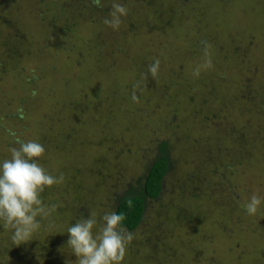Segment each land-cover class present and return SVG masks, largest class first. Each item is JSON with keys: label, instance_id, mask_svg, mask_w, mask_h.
<instances>
[{"label": "rangeland", "instance_id": "1", "mask_svg": "<svg viewBox=\"0 0 264 264\" xmlns=\"http://www.w3.org/2000/svg\"><path fill=\"white\" fill-rule=\"evenodd\" d=\"M113 2L128 9L118 30L104 23ZM101 4L0 0V163L33 140L65 177L28 241L0 221V264H76L68 228L95 213V235L164 142L162 193L122 264H264V0ZM205 44L214 67L195 77Z\"/></svg>", "mask_w": 264, "mask_h": 264}, {"label": "clouds", "instance_id": "2", "mask_svg": "<svg viewBox=\"0 0 264 264\" xmlns=\"http://www.w3.org/2000/svg\"><path fill=\"white\" fill-rule=\"evenodd\" d=\"M92 4L102 7L101 0H92ZM111 9L104 23L113 30H118L128 9L118 2H113ZM208 47L210 46L205 44V59L194 70L195 77H199L201 69L214 67ZM159 65L158 59L149 65L148 72L153 77L157 75ZM10 134L16 136L14 132ZM15 144L18 147L10 149V158L0 163V221L5 229L12 230V242L22 244L40 230L41 220L48 218L56 210L55 204L49 206L43 203L41 194L46 188L62 184L65 177L63 173L58 177L54 176L41 166L39 159L45 153L41 143L16 137ZM261 203L262 198L253 194L242 207L247 215L254 216ZM81 216L67 230V246L77 257L76 264H122L128 245L133 240L132 233L122 227L125 216L115 211L105 212L100 218V226L95 235L93 229L98 224L96 214L91 213L87 218Z\"/></svg>", "mask_w": 264, "mask_h": 264}, {"label": "trees", "instance_id": "3", "mask_svg": "<svg viewBox=\"0 0 264 264\" xmlns=\"http://www.w3.org/2000/svg\"><path fill=\"white\" fill-rule=\"evenodd\" d=\"M169 167L168 145L164 142L159 145V154L150 165L139 189L131 188L117 200L114 211L125 216L122 227L127 231H136L144 218L147 201L157 200L161 195Z\"/></svg>", "mask_w": 264, "mask_h": 264}]
</instances>
